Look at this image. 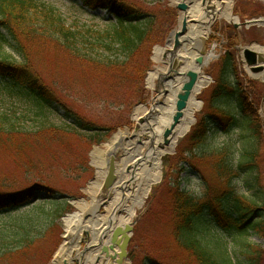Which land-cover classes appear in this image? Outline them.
<instances>
[{"label":"trees","instance_id":"16d2710c","mask_svg":"<svg viewBox=\"0 0 264 264\" xmlns=\"http://www.w3.org/2000/svg\"><path fill=\"white\" fill-rule=\"evenodd\" d=\"M163 3L164 0H83L86 8L104 10L114 18L106 29H100L87 24L80 28L69 26L57 10L37 0H0V48L2 44L9 45L21 56L18 61L10 54L0 55V80L18 88L40 107H57L70 127L91 132L93 142L100 143L107 128L74 111L42 80L30 65L29 46L34 43L56 53H68L79 68L123 88L124 95L117 104L131 109L144 101L143 79L151 65L152 46L165 41L177 18L176 8ZM233 38L236 40V34ZM233 46L234 42L228 44L229 52L215 63V82L204 99L205 112L197 116L188 132L187 151L198 147L214 126L218 132L243 130L244 149L235 162L224 144L212 152V173L222 181L219 192L198 197L179 188L178 182L171 194L174 239L192 264H235L222 234L242 248L244 258L236 264H260L263 254L260 245L248 242L246 235L252 232L264 238V205L232 185L243 172L251 176L253 184L257 182L255 148L262 135L255 108L259 98L257 84L241 74ZM231 105L236 113L230 110ZM200 176L207 182L206 176ZM39 193L46 195L45 202H51L48 213L41 207L36 216H11L38 200ZM64 198L65 195L42 183L17 191L0 185V214L8 213L10 218L0 224V264H22L26 251L48 240L52 231L60 228L58 220L70 207ZM56 237L57 245L61 237ZM139 264L165 263L149 257Z\"/></svg>","mask_w":264,"mask_h":264},{"label":"rangeland","instance_id":"374dc122","mask_svg":"<svg viewBox=\"0 0 264 264\" xmlns=\"http://www.w3.org/2000/svg\"><path fill=\"white\" fill-rule=\"evenodd\" d=\"M37 1L57 10L62 20L72 27L80 28L87 24L106 29L111 22H114V18L108 12L86 8L83 5V0ZM230 1L232 2V13L238 16L240 22L264 17V0ZM175 3V0H164L163 4L175 7ZM180 14L181 11L176 9L177 18L172 29L177 28ZM230 27L233 28V25L227 20L215 21L204 43V54L213 50L216 56L205 65L203 71L205 76L211 79L206 87L197 94V99L201 104L196 109L192 124L186 134L176 142V146L166 154L167 159L163 164L164 169L160 182L151 188L145 203L137 209L135 218L131 220L133 228L131 238L127 243L128 260H126V264H139L143 259L149 257L165 264H192L174 239L171 194L178 182L179 188L186 189L187 192L198 197L204 196L205 193L211 196L215 192H219L222 181L212 173V152L220 149L224 144L228 146L227 152L230 153L232 162H235L244 149L243 130L232 128L227 132L220 130L218 132L214 126L198 147L187 151V147H189L187 144L188 132L195 125L197 116L205 112L203 110L204 99H207L211 86L215 82L213 76H216L218 70L215 63L229 52L227 45L231 42H234L233 55L241 74L243 77L253 79L257 84L259 98L255 102L257 104L255 108L258 111L262 130L261 143L255 148L257 149L254 159L256 173H258L257 182L253 184L251 176L243 172L242 176L233 180L232 185H235L236 190L242 194L256 197L261 205H264V72L262 78L250 76L244 65V57L240 48L258 44L264 46V25L257 24L247 28L242 26L233 28V30ZM232 32L236 34V40H234ZM163 43L156 45L161 46ZM29 48L30 65L42 80L63 101L72 106L74 111L99 126L106 127L107 134L100 143L93 142L91 132L78 131L70 127L69 120L62 115L57 107L52 105L40 107L31 97L21 93L18 88L10 87L5 81L0 80V185L3 188L8 187L17 191L32 184L42 183L65 195L64 199L69 201L77 197H85L82 188L89 184L96 171L91 159L92 150L94 147H101L103 143L110 141L113 134L119 130L124 129L131 133L139 130L140 127L137 126L139 122L134 120L135 109L142 104L150 107L153 97L158 94L156 89H151L148 86L147 74L154 67L165 64L156 62L150 55L151 65L143 79L144 101L133 105L130 109L117 104V101L124 95L123 88L113 86L106 78L96 77L88 69L79 68L68 53L60 51L56 53L54 49L47 46L40 48L34 43ZM3 54H10L12 58L21 60V56L14 53L11 46L6 44H2L0 48V55ZM260 64L264 68V57L262 56H260ZM211 70L212 72H210ZM233 106H230L232 107L230 110L236 113L237 110ZM139 116L142 117L143 114L139 113ZM11 126H13V130H10ZM147 134L149 133L144 131L138 145L148 138ZM162 139L157 138V142H162ZM122 153L121 151L117 152L116 162H119ZM136 153L138 152L131 154L133 158L130 157L128 165L134 164ZM182 158H185L186 163L181 162L184 161ZM116 166L118 165L116 164ZM126 173L128 174V172ZM201 173L207 177V182H204L200 176ZM45 198V194L39 193L38 200L20 208L17 213L14 212L11 216H15L14 218H16V214L18 217L27 218L36 216L41 207L45 209V213H48L51 202H45ZM69 204L70 207L66 213L75 210L73 204ZM8 216V213L0 214V224L9 220ZM58 222L60 228H55L48 240L36 244L22 255L24 257L22 264H55L52 262L53 255L65 238L63 222L59 220ZM57 235L61 237V240L56 245ZM222 235L220 237L227 240V249L232 260L235 264L238 263L244 258L243 252H241L242 248L238 247L236 243L233 244L232 238ZM246 239L251 244L260 245L263 250L260 264H264V238L249 232ZM87 241L88 236L83 234L78 245L80 251L84 249ZM48 257L51 259L48 260ZM72 264H79V261L74 260Z\"/></svg>","mask_w":264,"mask_h":264},{"label":"bare ground","instance_id":"6f19581e","mask_svg":"<svg viewBox=\"0 0 264 264\" xmlns=\"http://www.w3.org/2000/svg\"><path fill=\"white\" fill-rule=\"evenodd\" d=\"M186 4L187 8L181 12L175 30L179 44L170 60L163 55H171L172 41L166 48H155L153 59L158 63L165 62V65L154 67L147 76L148 86L156 89L158 94L153 97L150 107L141 105L135 109V121L144 117L143 123H138L139 130L132 133L119 130L110 141L92 150L95 178L84 189L87 198L75 202L79 210L62 221L65 238L55 254V264H72L74 260H78L79 264H126V260L117 255V247L106 254L101 248L116 227H124L135 218L137 209L143 206L146 196L163 173L167 152L176 146L192 124L196 109L201 104L197 94L210 81L203 71L215 55L213 50L205 54L203 51L213 23L234 20L230 0H186ZM253 49L264 57V47ZM191 75L195 80L186 90L185 85L190 83ZM186 93L185 100L181 99ZM139 113L143 116L140 117ZM164 130L166 135L162 142H157ZM144 131L149 133L148 138L138 145ZM119 151L123 153L116 162L117 181L111 189L101 193L109 158ZM134 152L138 153L130 166L127 157ZM84 233L89 239L87 250L81 253L78 245Z\"/></svg>","mask_w":264,"mask_h":264},{"label":"water","instance_id":"95a60500","mask_svg":"<svg viewBox=\"0 0 264 264\" xmlns=\"http://www.w3.org/2000/svg\"><path fill=\"white\" fill-rule=\"evenodd\" d=\"M175 6L179 11H181V10L185 11L187 8L186 0H176ZM231 23H233V26L235 29L239 28L243 25L242 23L239 22L238 17L236 15L234 16V20H232ZM257 24L258 25H264V18L258 17L257 19H249V20H246L244 22V25L246 27H248L250 25H257ZM177 36H178V34L175 32V29L171 30V32L167 36L168 38L166 39L165 44H164V46H168L169 43L172 41V49L169 50L171 55L169 57H167L166 54H164L163 57H166L167 59H169L172 56V53L175 51V49H177V46L179 44ZM159 48H161V47H159ZM241 51H242V54L244 55L245 65L247 66V70L253 73L252 76L259 77L258 75L260 73H262L263 69H264L263 65H261L258 62L259 56L250 47H242ZM163 63H165V62H163ZM190 79H191L190 83H187L185 85L186 90H188L190 88L192 82L195 80L192 77V75L190 76ZM185 96H187V93L185 95H183L181 99L185 100ZM143 121H144V117L140 118L138 120L139 123H143ZM137 126L140 127V125H138V124H137ZM165 132H166V130H164L162 132L161 138H163L166 135ZM184 134H186V133H184ZM127 158H128V160H130L133 157L131 156V158L130 157H127ZM109 159L110 160H109V162L107 164V168H106L107 171H106V173L102 179L103 182H102V186L100 188V191H102V193H105L109 189H111L114 186L115 182L117 181L116 180V169H115L116 158H115V156L112 155ZM166 159H167V157H166ZM92 180H91L90 184L92 183ZM82 199H83V197L77 198V199H74L73 201H71V203L74 205L76 210H79V208L75 202L80 201ZM72 213H74V212H72ZM72 213L65 214L64 217L72 215ZM64 217H61V220H63ZM132 228H133V223H128L124 227H116L113 230L112 235L109 238V241L105 245L102 246V248H101L102 252H104L106 254V253H108V251L114 250L115 247H118L119 251L117 252V255H119L120 258H124V259L128 260V255H127L128 244L127 243L129 242L130 237L132 235ZM84 234L87 235L86 233H84ZM88 239H89V236H88ZM85 250H87L86 245H85L84 249L81 251V253H83Z\"/></svg>","mask_w":264,"mask_h":264}]
</instances>
